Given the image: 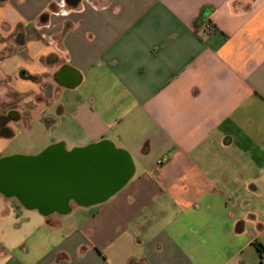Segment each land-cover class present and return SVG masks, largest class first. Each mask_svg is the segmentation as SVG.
<instances>
[{
	"label": "crops",
	"instance_id": "0c3cea01",
	"mask_svg": "<svg viewBox=\"0 0 264 264\" xmlns=\"http://www.w3.org/2000/svg\"><path fill=\"white\" fill-rule=\"evenodd\" d=\"M1 110L135 174L66 215L16 200L0 264H264V0H0Z\"/></svg>",
	"mask_w": 264,
	"mask_h": 264
},
{
	"label": "water",
	"instance_id": "95a60500",
	"mask_svg": "<svg viewBox=\"0 0 264 264\" xmlns=\"http://www.w3.org/2000/svg\"><path fill=\"white\" fill-rule=\"evenodd\" d=\"M78 6L81 0H66ZM131 156L110 141L67 150L65 143L34 157L0 159V194L43 216L66 215L70 204L93 207L107 202L134 177Z\"/></svg>",
	"mask_w": 264,
	"mask_h": 264
},
{
	"label": "rangeland",
	"instance_id": "374dc122",
	"mask_svg": "<svg viewBox=\"0 0 264 264\" xmlns=\"http://www.w3.org/2000/svg\"><path fill=\"white\" fill-rule=\"evenodd\" d=\"M48 127V124H46L45 127L39 129L37 125H35V118H30L28 125H24L23 123L18 124L16 127L17 132L15 133L16 136L12 139L13 141L9 147L4 151L3 156H37L47 148L41 149V146H44L43 144L46 141L48 142L47 138L51 131ZM19 207L20 205L16 200H6L5 197L0 194V233H3L7 237H11L13 233L19 230L26 234L31 231L32 226H35V223H30L29 220H27L31 215L30 212L23 209L19 212ZM94 207L96 208L97 206ZM52 219L57 220L59 218Z\"/></svg>",
	"mask_w": 264,
	"mask_h": 264
},
{
	"label": "trees",
	"instance_id": "16d2710c",
	"mask_svg": "<svg viewBox=\"0 0 264 264\" xmlns=\"http://www.w3.org/2000/svg\"><path fill=\"white\" fill-rule=\"evenodd\" d=\"M11 117L5 111H0V137L11 139L14 137V131L10 128Z\"/></svg>",
	"mask_w": 264,
	"mask_h": 264
},
{
	"label": "built area",
	"instance_id": "2783aa9c",
	"mask_svg": "<svg viewBox=\"0 0 264 264\" xmlns=\"http://www.w3.org/2000/svg\"><path fill=\"white\" fill-rule=\"evenodd\" d=\"M206 31L207 32H214L215 31V28H213L211 25H206Z\"/></svg>",
	"mask_w": 264,
	"mask_h": 264
}]
</instances>
